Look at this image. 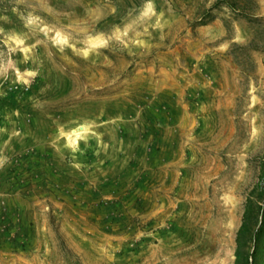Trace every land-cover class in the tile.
<instances>
[{"label": "rangeland", "instance_id": "374dc122", "mask_svg": "<svg viewBox=\"0 0 264 264\" xmlns=\"http://www.w3.org/2000/svg\"><path fill=\"white\" fill-rule=\"evenodd\" d=\"M214 1L0 0V264H264V0Z\"/></svg>", "mask_w": 264, "mask_h": 264}, {"label": "trees", "instance_id": "16d2710c", "mask_svg": "<svg viewBox=\"0 0 264 264\" xmlns=\"http://www.w3.org/2000/svg\"><path fill=\"white\" fill-rule=\"evenodd\" d=\"M222 4H226L227 6H229L236 15H244V16H250L251 15L250 11H249L250 5H249V3H247V1H243V0H215L214 3L212 4V6L205 13L204 17H209L210 16L209 12H211L213 8L221 6ZM3 44L4 43H3L2 38L0 36V48L3 47ZM244 228H245V225L242 226L241 232L243 231ZM263 229H264V217L261 221L260 226L255 230L254 233L257 234L259 231H261Z\"/></svg>", "mask_w": 264, "mask_h": 264}]
</instances>
